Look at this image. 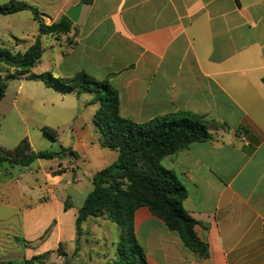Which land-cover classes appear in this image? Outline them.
Masks as SVG:
<instances>
[{
    "label": "crops",
    "instance_id": "0c3cea01",
    "mask_svg": "<svg viewBox=\"0 0 264 264\" xmlns=\"http://www.w3.org/2000/svg\"><path fill=\"white\" fill-rule=\"evenodd\" d=\"M1 1L29 4L46 25L80 4ZM73 24L67 35L41 36L36 66L49 57L40 74L68 78L86 72L108 80L119 93L121 117L138 124L189 112L211 125V140L162 160L187 190L183 208L197 222L209 257L199 259L143 206L134 224L148 264H264V0H93ZM46 88L58 94L63 120L53 128L58 152H65L55 157L57 167L35 161L43 168L35 179L21 166L0 167V262L24 264L51 252L47 264H83L88 225L115 224L106 216L90 218L76 252L79 209L93 190L94 175L119 153L104 145L94 121L100 107L92 103L94 93ZM60 245L64 255L57 252Z\"/></svg>",
    "mask_w": 264,
    "mask_h": 264
},
{
    "label": "trees",
    "instance_id": "16d2710c",
    "mask_svg": "<svg viewBox=\"0 0 264 264\" xmlns=\"http://www.w3.org/2000/svg\"><path fill=\"white\" fill-rule=\"evenodd\" d=\"M92 3L93 0H80L83 5ZM29 9L34 12L39 35L24 53L0 49V72L3 65L18 70V73L5 78L0 75V100L5 97L8 80L21 75H25L27 79L42 80L47 87H53L62 93L75 92L79 96L84 92H92L95 94L92 103L100 106L94 121L105 136L104 145L119 153L113 164L94 175L93 190L79 209L76 220V252L79 251L80 238L84 234V224L90 218L106 216L122 231L114 264H148L134 224L136 210L146 206L170 230L177 232L185 247L199 259L208 258L209 246L197 234V222L183 208L187 190L179 177L162 165V160L192 143L211 140L213 135L210 122L203 116L178 112L138 124L121 117L119 93L108 80L97 81L86 72L57 79L50 72L40 75L32 73L43 54L41 36L67 35L74 24L67 16H62L59 21L46 25L36 9L19 1L0 4V15H11ZM41 131L52 141H58L57 129L45 126ZM62 152H34L25 138L13 151L0 147V167L9 165L29 168L37 160L60 157ZM50 229L42 238L46 237ZM57 252L65 254L62 245ZM51 254L47 252L35 256L24 264H47ZM0 264L14 263L7 261Z\"/></svg>",
    "mask_w": 264,
    "mask_h": 264
},
{
    "label": "rangeland",
    "instance_id": "374dc122",
    "mask_svg": "<svg viewBox=\"0 0 264 264\" xmlns=\"http://www.w3.org/2000/svg\"><path fill=\"white\" fill-rule=\"evenodd\" d=\"M5 3L9 2L0 0V4ZM37 31L38 25L34 22V13L31 10L19 14L0 15V49L24 53L28 49V42L33 41L38 35ZM65 39L73 42L69 36ZM45 44L48 47L49 43L45 42ZM48 57L49 54L46 55L43 63L32 69V73H42L43 68L48 67ZM16 73L18 70L15 68L4 65L1 67L0 75L4 78ZM58 101L57 92L46 88L43 81L27 79L25 75L9 79L5 97L0 100V147L6 151H13L23 139L27 138L37 151H60L57 141L47 138L41 131L43 127L53 128V124L63 120ZM41 162L43 168L51 165L57 167L59 159H46ZM43 168L36 162L30 169L24 168V170H27V173L32 171L34 173L32 177L35 179L37 174H42ZM1 178L3 176L0 173V183L4 185ZM92 189L93 186H90V190ZM82 202L80 198L75 199V204L78 206H81ZM92 219L97 220V218ZM113 225L101 228L93 223L88 225L90 242L82 244L83 264H114L122 231L117 224ZM102 235L110 240L108 242L100 240Z\"/></svg>",
    "mask_w": 264,
    "mask_h": 264
},
{
    "label": "water",
    "instance_id": "95a60500",
    "mask_svg": "<svg viewBox=\"0 0 264 264\" xmlns=\"http://www.w3.org/2000/svg\"><path fill=\"white\" fill-rule=\"evenodd\" d=\"M83 5L79 4L75 7H72L66 12L67 17L74 23H76L79 20L81 11H82Z\"/></svg>",
    "mask_w": 264,
    "mask_h": 264
}]
</instances>
